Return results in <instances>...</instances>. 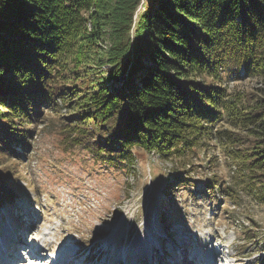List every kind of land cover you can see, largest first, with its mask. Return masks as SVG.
<instances>
[{
	"label": "trees",
	"instance_id": "1",
	"mask_svg": "<svg viewBox=\"0 0 264 264\" xmlns=\"http://www.w3.org/2000/svg\"><path fill=\"white\" fill-rule=\"evenodd\" d=\"M141 2L0 0V86L15 92L0 96L11 114L0 108V142L36 122L40 101L73 142L117 170L133 164L134 146L168 157L248 126L241 169L264 202V98L230 91L221 75L264 78V0ZM105 36L110 46L98 51ZM11 195L0 173V201Z\"/></svg>",
	"mask_w": 264,
	"mask_h": 264
},
{
	"label": "rangeland",
	"instance_id": "2",
	"mask_svg": "<svg viewBox=\"0 0 264 264\" xmlns=\"http://www.w3.org/2000/svg\"><path fill=\"white\" fill-rule=\"evenodd\" d=\"M87 27L91 30L92 18ZM110 43L105 36L98 42V51L105 52ZM102 69L107 72L109 64H102ZM192 75L198 74L194 71ZM199 75L196 80L211 79L206 73ZM221 75L230 91L244 98L255 96V101L261 95L264 98L260 90L264 78L246 75L236 79L229 69ZM5 88L0 86V96L10 101L15 92L11 95ZM36 106L31 111L36 122L15 125L21 128L20 135H12L7 144L0 142V151H8L4 157L0 154V173L12 194L10 200L0 201L1 236L8 239L18 217L31 214L25 209L32 208L36 225L26 228L24 238L40 244L45 257L42 264H52L49 254L66 243L63 252L90 251L94 264H101L105 253L109 259L129 260L132 255L147 262L142 255L150 251L160 256V263L168 258L163 252L176 248L181 252L185 244L187 255L195 253L198 246L207 255L216 246L223 251L216 264L221 263L224 252L228 264H264V202L241 169L244 150L254 139L248 126L230 124L237 133L232 135L234 139L226 134L205 142L203 138L201 143L168 157L134 146L133 164L117 170L98 159L95 152L73 142L72 137L77 136L73 132L67 137L60 129L62 119L49 110V105L40 101L39 108ZM4 107L0 104L2 114L11 115ZM62 111L68 112L67 108ZM18 118H14L16 123H22ZM1 119L3 132L7 123ZM15 230L21 233L23 227ZM35 232H47L48 236L34 240ZM105 237L111 246L95 245ZM140 241L151 246H136L133 253L130 247ZM207 243L210 247L202 246ZM204 259L200 257L199 262Z\"/></svg>",
	"mask_w": 264,
	"mask_h": 264
},
{
	"label": "bare ground",
	"instance_id": "3",
	"mask_svg": "<svg viewBox=\"0 0 264 264\" xmlns=\"http://www.w3.org/2000/svg\"><path fill=\"white\" fill-rule=\"evenodd\" d=\"M25 210H28V212H30L31 214H22L21 216H19L17 219L18 220V224L13 225L10 228V231L8 233V231H6L9 235L8 239L4 238L3 236L0 235V257H8L10 259H12L14 262L16 260H21L22 257H26L28 255V252L32 253L36 258H42L41 257V248H40V244L37 241H33V242H29L28 239H25V231L27 230L26 228H29L33 225H36V223L33 221V218H35L37 215L34 211V209L32 208H27ZM20 226L23 227V231L21 233H17L16 232V227ZM25 228V229H24ZM38 237H40L39 235H37ZM48 236V233L45 232L43 233V236H41L40 240H43L44 238H46ZM108 237V235H107ZM2 238V239H1ZM10 238V239H9ZM109 238V237H108ZM217 239V237H215ZM109 240V239H108ZM174 242V240H173ZM97 243H101V244H106V246H111L108 241L106 240V237L104 239H98L97 242L95 243V245H97ZM212 243V242H211ZM211 243H207V244H203L202 246L205 247H210ZM109 244V245H108ZM94 245V246H95ZM158 245V244H157ZM157 245H155L154 247H156ZM136 246H151L150 242L144 243L143 241H140V243L137 245L136 243L133 244L130 248L132 249L133 253H136L135 249ZM166 247V245H164ZM105 247V246H104ZM103 247V248H104ZM25 248L26 252L25 254H23L24 252L21 251V249ZM94 248V247H93ZM101 248V247H100ZM135 249V250H134ZM180 250V248H176V250ZM188 249L187 245L185 244L182 249L181 252H177L176 250H169L167 252H163V254L167 255L168 258L167 259H163L160 263V256H158L155 251L153 253L150 252H146L143 253V257L148 258L147 262H144L143 260H140V258H132V255H129V260H127V257H122L123 259H109L107 257V253L105 259L102 260V262L100 261L101 264L108 262V264H138L139 261H141L142 264H146V263H157V264H216V258H218V256H220V249L218 250V248H216V246H212L209 249V253L206 255L205 253H202L200 246H198L197 248V253H193L192 251H190V253L187 255L186 254V250ZM90 251L87 253H80L78 252V254H75L74 252H64V254L59 255L56 260H54V262L52 264H60L61 262H68L69 264H94L93 262V258L92 260L90 259V255H89ZM100 254H102V252L99 251ZM141 255V254H140ZM203 255V256H202ZM174 256V257H173ZM114 257V256H113ZM173 257V258H172ZM200 257H205V259L201 262L200 261ZM43 259L41 261V264L43 263ZM22 264H25L26 261L21 260ZM62 263V264H63ZM222 263L224 264V261L222 260ZM238 264V263H236Z\"/></svg>",
	"mask_w": 264,
	"mask_h": 264
}]
</instances>
